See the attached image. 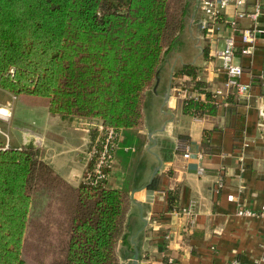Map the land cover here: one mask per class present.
<instances>
[{
  "label": "crops",
  "instance_id": "1",
  "mask_svg": "<svg viewBox=\"0 0 264 264\" xmlns=\"http://www.w3.org/2000/svg\"><path fill=\"white\" fill-rule=\"evenodd\" d=\"M254 2L248 0V12ZM191 16L187 42H180L166 57L159 81L146 98L142 128L121 132L108 188L128 192L127 226L135 247L132 259L120 256L121 264H165L170 258L180 264L233 260L255 264L264 256V218L237 215L239 209L259 211L264 206V17L257 24L263 33L256 38L254 54L235 59L244 71L241 83L250 86L247 94L240 95L225 87L227 76L217 53L232 33V23L240 34L254 23L237 19L232 8L225 12L221 30L209 34L201 25L196 0ZM185 65L195 69L196 82L206 86L204 92L195 89L191 77L176 75ZM220 90L224 96L215 97ZM207 93L216 101L215 115L183 113L185 101L206 102ZM0 106L10 109L11 118L0 120L8 126L14 118L11 105ZM56 117L49 112L45 126L38 129L14 127L17 132L7 133L12 140L7 145L26 148L33 143L30 150L78 188L88 167L94 131L81 126V119L58 117L59 122ZM154 179L155 190L150 188ZM172 193L177 200L170 210ZM121 248L120 243L118 253Z\"/></svg>",
  "mask_w": 264,
  "mask_h": 264
},
{
  "label": "trees",
  "instance_id": "2",
  "mask_svg": "<svg viewBox=\"0 0 264 264\" xmlns=\"http://www.w3.org/2000/svg\"><path fill=\"white\" fill-rule=\"evenodd\" d=\"M190 3L0 0V89L47 98L50 114L64 121L95 120L118 132L138 130L146 98L186 29ZM176 75L191 77L195 89L205 91L193 67L185 65ZM206 97V102L185 101L183 113L215 115L216 101L210 93ZM93 134L95 142L98 132ZM42 196L58 204L65 224L58 256L49 264H120V256L133 258L127 191L74 188L35 150L5 148L0 140V264H26L27 234L38 226L31 214ZM176 200L174 193L168 196L170 210Z\"/></svg>",
  "mask_w": 264,
  "mask_h": 264
},
{
  "label": "built area",
  "instance_id": "3",
  "mask_svg": "<svg viewBox=\"0 0 264 264\" xmlns=\"http://www.w3.org/2000/svg\"><path fill=\"white\" fill-rule=\"evenodd\" d=\"M248 0H196V9L202 15L201 25L209 33L215 34L221 30L223 17L228 9L236 12L237 19L248 18L254 23L253 28L245 29L238 33L235 23L231 24L232 33L225 38L224 48L217 53L222 61V71L227 76L225 87L229 90H235L237 94L245 95L250 86L241 83L243 68L235 59L238 52L243 56H250L255 52V42L258 34L263 33L258 29L257 24L261 17H264V0H255L253 10L248 12L246 7ZM225 22V21H224ZM224 96L223 91H217L215 97ZM11 118L10 109L0 106V120L7 121ZM81 126L98 132V137L88 152V167L83 175L82 186L87 188H108L109 179L115 168L116 153L120 148L121 132L113 128L105 127L99 121L83 120ZM187 153L184 158L188 159ZM202 170H200V173ZM219 187H222L221 183ZM165 196V193H162ZM233 196L228 200L233 201ZM183 214L190 215V210H183ZM237 215L244 218L257 219L264 218V206L259 211L249 209H239ZM165 264H180L173 258L166 260ZM230 264H244L239 260H233ZM255 264H264V256L255 262Z\"/></svg>",
  "mask_w": 264,
  "mask_h": 264
},
{
  "label": "rangeland",
  "instance_id": "4",
  "mask_svg": "<svg viewBox=\"0 0 264 264\" xmlns=\"http://www.w3.org/2000/svg\"><path fill=\"white\" fill-rule=\"evenodd\" d=\"M190 4L189 13L186 17V29L177 37L179 43L187 42L188 39V36L185 34L192 20L191 14L194 10L195 0H191ZM177 49L178 48H175V50ZM175 50L168 56H172ZM0 103H9L14 117L8 126L0 122V140L4 143L5 148L14 147L7 145V143L12 142L7 133L12 136L17 132L13 130L14 127L23 125L24 127L31 128L32 125H35V129H38L45 126L46 116L49 114V100L47 98L29 95H14L0 89ZM56 119L61 122L58 117H56ZM54 129L50 127L48 130L56 134V132L53 131ZM61 151H63V148H58V152ZM31 219L34 220L38 226L37 228H35L34 225L30 227L22 257L26 264H49L54 257L57 258L59 243L64 240L61 226L65 224L59 211L58 204L50 197L42 196L33 206ZM43 232L46 233L43 235ZM53 249H55L56 253L52 252ZM120 250H122V248ZM118 254L119 256L121 255V253Z\"/></svg>",
  "mask_w": 264,
  "mask_h": 264
},
{
  "label": "water",
  "instance_id": "5",
  "mask_svg": "<svg viewBox=\"0 0 264 264\" xmlns=\"http://www.w3.org/2000/svg\"><path fill=\"white\" fill-rule=\"evenodd\" d=\"M33 143H30L28 146H26L27 149H33ZM151 195H153V191H149Z\"/></svg>",
  "mask_w": 264,
  "mask_h": 264
}]
</instances>
